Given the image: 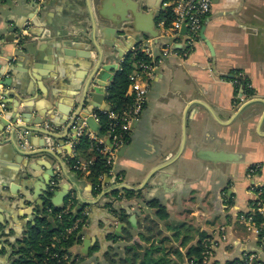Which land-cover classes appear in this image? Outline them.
<instances>
[{
    "label": "crops",
    "instance_id": "0c3cea01",
    "mask_svg": "<svg viewBox=\"0 0 264 264\" xmlns=\"http://www.w3.org/2000/svg\"><path fill=\"white\" fill-rule=\"evenodd\" d=\"M73 7L77 11L65 23L68 30L90 29L107 9L135 17L129 39L106 63L117 66L102 82L108 87L132 48L158 40L160 15L169 11L164 0H47L38 19L31 1H1L0 104L7 105L1 117L11 122L15 117L16 124L5 129L6 138L0 134V264L17 258L27 226L36 217L31 211L37 202L45 204L57 177L52 203L64 206L73 192L88 214L82 240L69 249L66 264H91L100 256L102 264H111L106 258L110 250L115 264L159 259L163 264H203L202 250L200 258L190 252L204 242L212 246L209 264H230L253 252L264 264V214L255 205L258 186L264 185V0L214 1L203 24L213 52L201 37L188 57L180 52L160 57V41L155 44L160 61L145 107L114 167L113 176L122 179L110 177L99 196L88 180L90 173L80 177L69 167L74 156L87 161L89 155L74 152L69 142L79 112L74 106L84 99L91 73L77 64L83 60L65 56L62 47L55 49L53 40L32 37L21 52L14 45L30 20L32 28L40 23L57 34L59 18ZM234 71L254 90L239 104L229 80ZM88 99L86 112L94 107ZM94 104L100 107L96 113L108 102L100 96ZM18 126L23 128L13 137ZM256 164L261 174L248 178V169ZM11 189L20 191L16 196ZM118 189V195L103 197ZM108 204L123 210L126 220L109 215ZM120 225L117 240H110Z\"/></svg>",
    "mask_w": 264,
    "mask_h": 264
},
{
    "label": "built area",
    "instance_id": "2783aa9c",
    "mask_svg": "<svg viewBox=\"0 0 264 264\" xmlns=\"http://www.w3.org/2000/svg\"><path fill=\"white\" fill-rule=\"evenodd\" d=\"M2 0H0L1 3ZM33 2L36 15L39 14L47 0H28ZM215 0H164V7L173 15V20L168 25L166 20L163 19L160 22L161 34L158 37L160 41V57H166L176 54L179 48L181 50L182 57H188L193 49L194 45L200 40L201 31L203 28L204 21L207 19L212 11ZM186 27V33L181 34L182 28ZM32 20L26 23L24 29H22L17 36L14 38V45L16 50L22 51L28 39L32 38L31 34ZM156 45L150 40L149 43L141 46L134 47L130 50L133 54H142L147 60L141 59L134 64V69L129 75V87L127 90V96L131 98V103L121 114L100 110L104 114H108V118L111 121L110 128L105 137H99L91 132L87 126L86 118L79 116L74 122V129L76 130L73 134L70 146L74 150L79 138L87 135L90 140L94 141L95 144L100 146L98 149L109 166V178L114 177L117 182L121 181V177L113 176L114 167L118 157L119 151L125 146V135H128L132 130L134 122L138 121L144 110L147 95L149 91V83L153 77L156 66L160 61V58L156 55ZM157 48V49H158ZM125 61V59H124ZM7 105L5 102L0 104V112L6 111ZM88 115L94 116L96 121L99 123L97 114L94 112H87ZM75 152V150H74ZM94 160L82 161L74 156L72 162H70V170L80 171L84 174L90 173V167ZM262 167L259 164L252 165L248 169L247 177L255 178L261 174ZM105 176L99 178L100 182H103ZM59 185V178L57 177L51 184V191H54ZM258 201L255 203L256 209L264 214V185L258 186L256 191ZM76 195L72 192L71 197L68 200L66 209L64 212L72 210ZM51 212V210H49ZM88 214L85 212V216ZM88 221L79 219L76 221L74 226L68 229L67 233L71 234L79 228V225L86 227ZM256 234L259 235L260 230H255ZM210 243V242H209ZM204 242L202 245V259L203 264H209L211 257L212 246ZM55 247V245L53 246ZM56 257L57 255H53ZM64 260H68V254L65 255ZM236 264H263L259 253L245 254Z\"/></svg>",
    "mask_w": 264,
    "mask_h": 264
},
{
    "label": "trees",
    "instance_id": "16d2710c",
    "mask_svg": "<svg viewBox=\"0 0 264 264\" xmlns=\"http://www.w3.org/2000/svg\"><path fill=\"white\" fill-rule=\"evenodd\" d=\"M165 19L169 25L173 20V15L169 11L165 13L162 12L160 15V20ZM181 53V50H177ZM144 58L142 54H133L128 53L126 55L125 61L122 64L120 70H118L110 83L107 89V102L110 107L111 112L121 114L131 103V98L127 96V90L130 84L129 75L134 69V64L139 60ZM229 80L235 86L236 100L235 103L239 104L241 97L250 98L254 94V90L251 87V84L247 78L243 76L240 71H234ZM99 119V124L101 126V136L105 137L107 134L111 121L108 118V114H104L101 111L96 112ZM125 145L129 142V134L124 137ZM98 149L100 146L90 140L87 135L79 138L77 144L74 147L75 152L87 154V160L93 159V164L90 167V174L88 175V180L90 181L95 195L99 196L103 194L106 180L109 179V166H107L106 159L99 154ZM74 173L82 177L83 173L80 171H75ZM101 176H105L103 182L99 181ZM121 192L120 189L113 190L103 195V197L116 196ZM128 196H134L136 193L132 191H123ZM53 192H49L48 200L44 204V209L42 212L37 211L34 221L29 222L27 226V234L22 241L21 247L17 250V258L12 264H66L67 261L64 260V256L68 254L70 248L78 244L82 240L84 226L79 225V228L68 234V229L72 228L77 220L83 219L88 221L87 216H85L86 204H83L76 197L74 200V205L72 210L69 212H64L71 193L67 196L64 206L56 207L51 198ZM150 206L158 207L157 202H150ZM105 209L109 212V215L113 217H118L121 222H124L127 218V215L123 210L116 211L111 208L108 204L105 206ZM51 210V212L49 211ZM164 212L160 209V215ZM163 217V215H162ZM110 240H117V237L111 233L109 236ZM125 240H130L129 237H125ZM55 245V247H53ZM128 250H131L128 248ZM200 250L203 252V248L194 247L192 248L190 255H194L196 258H200ZM113 251L110 250L106 254L107 260L111 264H115L113 259ZM53 255H57L54 257ZM164 259L159 260H143L140 264H163ZM232 262L230 264H236ZM131 264L134 262L131 261Z\"/></svg>",
    "mask_w": 264,
    "mask_h": 264
},
{
    "label": "water",
    "instance_id": "95a60500",
    "mask_svg": "<svg viewBox=\"0 0 264 264\" xmlns=\"http://www.w3.org/2000/svg\"><path fill=\"white\" fill-rule=\"evenodd\" d=\"M77 9L73 7L72 9H67L59 18L58 22V28H60V31H45V28L43 26H40V23H37L35 27L32 28V37L33 39H36L38 41H48L53 40L54 45L51 44L55 49L58 47L64 48L63 54L65 56H72L76 57L77 59L83 60L82 62H78L77 64L80 66H83V68L86 71H89L91 74L90 80L87 83V86H85L84 90V99L81 103H77L75 109H78L79 112L75 116V120L82 116L83 118H86V123L91 132L96 134L97 136L101 137V126L96 121L94 116L88 115L87 106L89 105L90 100L88 97L93 99L92 105H94L93 109H90L88 112H94L95 109L100 108L98 105L94 104L95 101L99 103V98L102 96L103 98H106V89L108 86L102 85L103 83H106L109 77L107 76V73H110L111 70L115 69L117 66H111L112 64H106L107 62H111L113 60V52H115L116 48L118 46H121L123 44V41L129 39V36L131 35L132 29L135 27L134 25V15H127L128 13L121 12V14L115 13L112 9L103 10L99 13L97 16V19H95L94 24H92L90 29H81V30H68L65 27V23L68 21L69 17L76 13ZM39 13L37 15V18L39 19ZM50 24H52L50 22ZM36 27H39V31H37ZM35 29V33H34ZM186 27L184 26L182 28L181 34L186 33ZM37 33V34H36ZM157 37V35H156ZM201 38L206 41L204 37V28L201 31ZM207 42V45L209 49L213 52L211 44ZM159 40H155V44L158 45ZM160 44V43H159ZM48 46L47 44H45ZM67 46H70V50H65ZM68 49V48H67ZM86 51L82 53L81 51ZM95 51V56H92L91 51ZM60 61L62 60V55L59 54ZM59 60V58H58ZM113 78L111 79V81ZM15 106H18L19 102H13ZM102 109L106 111H110L109 105L104 104ZM2 113L0 112V122L3 124V126H0V134L2 133L4 138H6L7 134L5 133V129L10 127V125H15V117L12 119L9 117L8 119H3ZM73 122V123H74ZM33 124V123H31ZM36 124V123H35ZM34 124V125H35ZM23 127H15L13 131V137L16 131L22 129ZM75 129H72V133H75ZM27 137H29L27 135ZM126 146H124L120 151L119 154L121 155L123 152H125ZM49 153L48 151H45ZM41 153V152H39ZM36 153V154H39ZM30 174V173H29ZM32 175V174H30ZM33 176V175H32ZM53 178V171L50 172L48 176L47 183H51V179ZM27 179V176L24 178ZM108 180V179H107ZM12 188V187H11ZM30 188V187H29ZM126 188V187H123ZM12 190V194H14V189ZM20 190H17V192L14 195H18ZM65 194H67V190H65ZM1 195V193H0ZM23 195V194H22ZM24 196L28 197L27 194ZM30 201V199H27ZM37 209L34 208L31 211V216L33 217L36 213V211L42 212L44 209V204L42 201L37 202ZM54 205L58 206V203H53ZM34 218V217H33ZM122 226H118L116 232L114 233L115 236H117V232L121 230Z\"/></svg>",
    "mask_w": 264,
    "mask_h": 264
},
{
    "label": "rangeland",
    "instance_id": "374dc122",
    "mask_svg": "<svg viewBox=\"0 0 264 264\" xmlns=\"http://www.w3.org/2000/svg\"><path fill=\"white\" fill-rule=\"evenodd\" d=\"M95 260H91V264H102V256L98 258H94Z\"/></svg>",
    "mask_w": 264,
    "mask_h": 264
}]
</instances>
